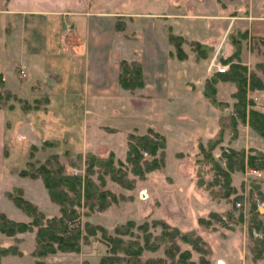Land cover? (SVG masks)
<instances>
[{"label": "rangeland", "instance_id": "rangeland-1", "mask_svg": "<svg viewBox=\"0 0 264 264\" xmlns=\"http://www.w3.org/2000/svg\"><path fill=\"white\" fill-rule=\"evenodd\" d=\"M247 1L225 0L226 9L235 15V20L232 29L223 38L221 48L215 50L214 47L206 57L203 55L198 58L200 54L193 43H188L186 52L182 47L184 57L180 59L174 46L176 40L172 42L170 39L174 48L172 56L187 62L194 57L198 60L205 58V64L209 63L208 77H205L207 81L219 72L217 66L227 65L229 70V64L222 60L239 49V56L233 60L247 67V83L256 84L254 78H259L262 83L261 88L248 87L246 90V109L255 108L264 113L263 94L254 91L264 89V38L249 35L245 21L237 19L249 15ZM65 32L63 45L68 48L74 38L72 31ZM20 72L22 80L24 74L22 70ZM198 77L201 78L202 74ZM205 82L200 86L204 88ZM212 84L217 101L227 105L221 107L213 104L210 97L203 93L202 96L193 97L192 101H142L136 95L141 87L124 88L120 82V87L126 89L125 93L112 96L109 100L86 101L85 105L89 108L93 105L96 110L91 113L86 111V118L85 109L80 108L81 116H78L75 102L66 101V108L56 110L60 118L49 119L57 120L62 126L59 134L61 143H58L54 138L43 137L47 136L41 128L42 122L47 120L45 116L26 118L21 115L28 105L30 108H51L47 107L50 102L44 99L45 93H39L43 91L41 82L37 81L30 90L36 91L34 94L28 93V86H24L22 90H26L22 93L17 90V84L12 86L0 82V92L4 95L0 108L6 114L0 159V212L17 221H33L35 215L26 210L25 202L21 206L16 204L18 197L22 196L47 217L59 215L58 204L50 199L42 175L36 172V168L42 164L53 168L55 159L64 167V172L81 175L97 185L93 189L96 198L91 201L96 204L90 206V202L82 197L76 206L80 229L78 251L57 250L38 254V226L32 224L12 236L0 232L1 245L12 247L0 255V264H101L102 257L113 256L109 252L110 245L105 240V233H113L115 226L129 220H133L136 225L145 223L147 233L152 234L150 241H155L153 236L165 229L158 223L161 221L181 232L193 230L204 240V246L210 249V253H205V256L211 264H264V240H259L263 236L258 230L251 236L248 224L252 212L257 211V205L252 206L254 194L259 196V203L264 202V170L258 168L262 174L254 177L249 170L251 166L245 160L243 168L231 171L230 186L234 190L229 196L223 197L222 191L217 192L221 190L222 184L213 183L215 169L211 163L204 161V152L199 147V143L206 145L209 137L216 134L218 116L233 111V103L241 87L228 78ZM19 94L22 99L18 97ZM56 103H53L54 109ZM15 105L18 106L17 111H12ZM237 119L235 137L230 130H226L211 151L224 167L222 152L226 149L233 148L246 154H264V135L252 125L250 118L246 121L240 117ZM34 120L38 125H35ZM11 122L17 125L11 127ZM80 124H83L81 128ZM161 129L164 134L160 132ZM141 136L145 137V141L157 143L155 155L139 144ZM161 140H164V145L160 143ZM131 144L136 146L138 153H129ZM88 152L101 157L104 161L102 165H93L90 171L87 170ZM134 156L136 161L132 160ZM21 172L26 174L22 175ZM240 199L244 202V212L235 205ZM262 209L256 219L264 224V205ZM240 211L242 218H239ZM133 232H138L143 242V231L135 227ZM179 243L181 249H190L191 258L199 262V252L191 244L183 241ZM164 254L161 245L156 250L145 248L140 257L145 261L164 258ZM107 264L116 263L112 260ZM117 264L126 263L122 261Z\"/></svg>", "mask_w": 264, "mask_h": 264}, {"label": "crops", "instance_id": "crops-1", "mask_svg": "<svg viewBox=\"0 0 264 264\" xmlns=\"http://www.w3.org/2000/svg\"><path fill=\"white\" fill-rule=\"evenodd\" d=\"M248 1L249 15L237 19L245 21L249 35L264 38V2ZM226 4L225 0H0V82L17 84L22 93L28 86L33 94L36 91L30 90L41 82L39 93H45L51 108L28 105L21 115L45 116L43 137L58 143L62 126L49 119L60 118L56 110L66 108V101L75 102L78 116L80 108L85 109L86 118V111L96 112L86 101L109 100L126 92L119 85L120 60L141 66L144 85L136 91L139 100L192 101L202 96L209 63L205 58L187 62L172 56L170 35L183 38L185 52L186 44L194 42L221 48L235 20ZM64 22L71 24L74 38L68 48L63 45ZM254 91L264 97V89ZM5 115L0 108V159Z\"/></svg>", "mask_w": 264, "mask_h": 264}, {"label": "trees", "instance_id": "trees-1", "mask_svg": "<svg viewBox=\"0 0 264 264\" xmlns=\"http://www.w3.org/2000/svg\"><path fill=\"white\" fill-rule=\"evenodd\" d=\"M244 35L245 32L242 33V36ZM170 39L172 42L176 40V42H174V46L178 52V58L182 59L184 57L183 49L181 47L183 38L176 35H170ZM193 46L195 50L198 51V54H200L198 55V58L204 56L206 57V54L213 49L209 44L201 42H194ZM239 52V49H237L231 56L222 60L223 63L229 64V70L213 74L211 79L205 82V86L202 91L204 96L210 97L209 99L213 104L222 107V105H227V103L217 101L214 94L215 87L212 82L228 78L235 81L238 85H241L236 94L237 100L233 103V111L225 115H219V128L216 134L207 140L206 145L199 143L200 150L204 152L205 155L204 161L211 163V167L215 169V179L213 183L222 184L221 190L217 192L222 191L223 197L229 196L234 190V188L230 186L231 171L243 168L245 160L251 167L264 170V154L261 152L246 154L243 151L239 152L233 148L226 149L222 152L226 167L221 166L211 152L212 149L220 142L226 130H230L232 136L235 137L237 132L238 117H240L243 121H246V119L249 120L250 118L252 125L256 129L260 130L261 135H264V130L261 131L264 127V113L255 108H250L249 110L246 109V90L248 87L250 89L255 87L261 88L262 83L259 82V78L254 77L252 78L256 80V84L247 83V67L238 60H233L239 56ZM119 66V82L122 87L134 88L142 87L144 85L141 66L138 62L120 60ZM3 97L4 95L0 92V104L3 102ZM145 140V137L141 136L139 144L142 147L148 148L150 153L155 155L158 149L157 143ZM160 143L164 145V140H161ZM132 151L138 153V149L134 144H131L129 148V153ZM132 160L136 161V156H134ZM57 162L58 161L55 159V162H53L55 163L53 168H49L45 164H42L36 168V172L42 175V179L50 199L58 204L60 210L59 215L47 217L43 213L39 212L35 205L23 199L22 196L18 197L19 200L16 201V204L21 206V204L25 202L26 210L35 215L33 221H17L9 218L4 212H0V232L6 233L9 236L14 235L16 231H24L28 229L29 225L35 224L38 226V254L54 253L57 250L78 251L80 229L78 224L79 214L76 210V206L80 204L82 197L85 201L90 202V206L96 204H93L91 201L92 198H96L93 189H96L97 185L85 177L84 180L81 175H73L64 172V167ZM86 162L88 167L87 170L90 171L93 165L101 166L104 161L101 157L88 152L86 154ZM21 174L25 175L26 173L21 172ZM254 205L255 203L253 202L252 206L254 207ZM256 215H258V211L254 210L250 220L248 221L250 226L249 231L251 236H253L254 231H260L263 237L259 238V240L262 241L264 240V224L256 219ZM239 218H242L241 211L239 213ZM158 223L161 224L162 227H165V229H162L160 234L153 236L156 239L155 241H150L152 234L147 233V225L145 223L136 225L133 220H129L123 224L115 226L114 231L111 234L105 233V240L107 241V244L110 245L108 246L109 252L113 256L102 257L101 264H107V262L112 260L116 264L122 261L126 264H211L209 259L205 256V253H210V249L204 246V240H201L200 236H198L193 230L181 232L178 228L171 227L163 221ZM154 224L157 223L154 222ZM135 227L143 231V242L139 239V233L133 232ZM176 238H180L181 240H176ZM179 241L191 244L193 249L199 252V262H196L191 258L192 253L190 249H181ZM161 245L163 246L165 253L164 258H150L145 261L141 260L140 256L145 248L156 250ZM10 248L12 247H5L0 243V255L7 253ZM84 264L88 263L84 262Z\"/></svg>", "mask_w": 264, "mask_h": 264}, {"label": "built area", "instance_id": "built-area-1", "mask_svg": "<svg viewBox=\"0 0 264 264\" xmlns=\"http://www.w3.org/2000/svg\"><path fill=\"white\" fill-rule=\"evenodd\" d=\"M70 28H72L71 27V24L70 23H68V22H64V30H66L67 32H65V33H69L72 29H70ZM227 70V65H219V66H217V71H219V72H225ZM250 170V172L252 173V175L254 176V177H256V176H260L262 173V171L260 170V169H258V168H250L249 169ZM255 195H257V194H254V196H253V200H254V203H255V205H257V211L259 212H261L263 209V205H264V202L263 203H259V202H261V200H260V198H259V196H255ZM235 205H236V208L238 209V210H242L243 212L245 211V206H244V202L243 201H241V199L240 200H237L236 202H235ZM260 209H262V210H260ZM254 233H256L255 231H254Z\"/></svg>", "mask_w": 264, "mask_h": 264}]
</instances>
